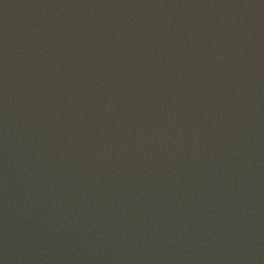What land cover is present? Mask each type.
<instances>
[{
  "label": "water",
  "instance_id": "1",
  "mask_svg": "<svg viewBox=\"0 0 264 264\" xmlns=\"http://www.w3.org/2000/svg\"><path fill=\"white\" fill-rule=\"evenodd\" d=\"M0 264H264V0H0Z\"/></svg>",
  "mask_w": 264,
  "mask_h": 264
}]
</instances>
